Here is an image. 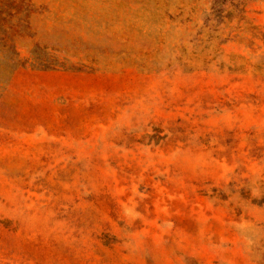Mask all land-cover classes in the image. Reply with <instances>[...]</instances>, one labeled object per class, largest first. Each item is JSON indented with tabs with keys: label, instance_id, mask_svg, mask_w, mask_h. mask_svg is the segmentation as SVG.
Instances as JSON below:
<instances>
[{
	"label": "rangeland",
	"instance_id": "374dc122",
	"mask_svg": "<svg viewBox=\"0 0 264 264\" xmlns=\"http://www.w3.org/2000/svg\"><path fill=\"white\" fill-rule=\"evenodd\" d=\"M0 264H264V0H0Z\"/></svg>",
	"mask_w": 264,
	"mask_h": 264
},
{
	"label": "crops",
	"instance_id": "0c3cea01",
	"mask_svg": "<svg viewBox=\"0 0 264 264\" xmlns=\"http://www.w3.org/2000/svg\"><path fill=\"white\" fill-rule=\"evenodd\" d=\"M43 78L38 81L36 88L42 90L44 96L52 98L67 95L70 89L77 82H99L100 74L89 73L86 71H74L63 69L38 70L32 71Z\"/></svg>",
	"mask_w": 264,
	"mask_h": 264
},
{
	"label": "trees",
	"instance_id": "16d2710c",
	"mask_svg": "<svg viewBox=\"0 0 264 264\" xmlns=\"http://www.w3.org/2000/svg\"><path fill=\"white\" fill-rule=\"evenodd\" d=\"M217 1V0H216Z\"/></svg>",
	"mask_w": 264,
	"mask_h": 264
}]
</instances>
